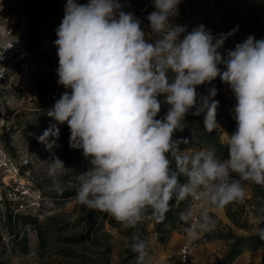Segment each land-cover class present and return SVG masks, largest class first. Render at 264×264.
Masks as SVG:
<instances>
[{
  "label": "clouds",
  "instance_id": "clouds-1",
  "mask_svg": "<svg viewBox=\"0 0 264 264\" xmlns=\"http://www.w3.org/2000/svg\"><path fill=\"white\" fill-rule=\"evenodd\" d=\"M180 2L154 0L147 18L157 38L148 42L140 21L121 10L120 0H67L54 44L58 84L71 91L48 110L54 122L37 140L52 152L47 172L56 178L66 167L52 150L58 146V125L67 123L70 145L82 149L89 163L75 175L76 200L83 207L135 228L149 210L160 221L173 200L191 199L180 220L187 237L196 240L216 224L211 208L245 199L244 182L264 187V39L249 35L226 57L218 49L232 33L216 38L201 24L181 39L186 27L169 23L179 15ZM217 76L236 99L227 157H218L214 146L182 152L180 145L189 141L173 134L187 126L190 110L193 115L207 110L205 131L219 127L216 86L207 95L196 91ZM161 95L170 107L157 119ZM54 184L61 193L59 182ZM256 211L253 235L264 240V206ZM130 247L136 264H148L150 240L133 234Z\"/></svg>",
  "mask_w": 264,
  "mask_h": 264
},
{
  "label": "rangeland",
  "instance_id": "rangeland-1",
  "mask_svg": "<svg viewBox=\"0 0 264 264\" xmlns=\"http://www.w3.org/2000/svg\"><path fill=\"white\" fill-rule=\"evenodd\" d=\"M66 2L0 0V47H5V59L12 67L7 79L5 121L0 124V264H136V253L130 247L133 234L150 240L148 264H156L163 257H169L173 264H264V240L253 235L259 220L256 209L264 206V187L244 182L245 199L223 209L211 208L214 228L190 240L180 214L191 199L173 200L160 221L152 218L149 210L135 228H126L111 215L80 205L75 175L85 171L89 163L82 149L70 145L66 122L58 125V146L52 150L66 168L56 178L48 175L47 159L52 152L37 137L54 122L48 110L63 92L71 91L58 84L59 57L54 44ZM76 2L86 4L89 0ZM120 3L122 11L131 12L140 21L148 42L157 38L147 18L155 10L154 0ZM178 11L169 23L186 27L181 39L201 24L216 38L232 33L218 49L224 57L249 35L264 39V0H181ZM20 56L25 57L18 59ZM212 85L217 88L213 99L219 102V127L211 133L205 131L207 110L193 115L192 109L185 115L187 126L182 132L176 131L173 139H188V144L180 145L182 152L214 146L217 156L226 158V138L236 129L232 111L236 99L219 76L196 86V91L207 95ZM158 99L161 110L156 118L163 119L170 105L163 95ZM54 179L61 193L56 191ZM184 245L191 252L181 261L178 254Z\"/></svg>",
  "mask_w": 264,
  "mask_h": 264
},
{
  "label": "built area",
  "instance_id": "built-area-1",
  "mask_svg": "<svg viewBox=\"0 0 264 264\" xmlns=\"http://www.w3.org/2000/svg\"><path fill=\"white\" fill-rule=\"evenodd\" d=\"M7 54L5 47H0V124L5 121L4 110L7 109V97H8V86L7 79L12 70L11 64L6 60ZM25 56H20L18 59H22ZM17 60V59H16ZM191 249L188 245H184L179 251L178 257L181 261H186ZM156 264H173V261L169 257H163L159 259Z\"/></svg>",
  "mask_w": 264,
  "mask_h": 264
},
{
  "label": "trees",
  "instance_id": "trees-1",
  "mask_svg": "<svg viewBox=\"0 0 264 264\" xmlns=\"http://www.w3.org/2000/svg\"><path fill=\"white\" fill-rule=\"evenodd\" d=\"M237 252V251H236Z\"/></svg>",
  "mask_w": 264,
  "mask_h": 264
}]
</instances>
